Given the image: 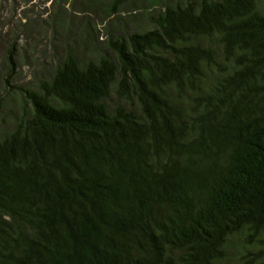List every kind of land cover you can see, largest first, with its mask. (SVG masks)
I'll return each mask as SVG.
<instances>
[{"label":"trees","instance_id":"trees-1","mask_svg":"<svg viewBox=\"0 0 264 264\" xmlns=\"http://www.w3.org/2000/svg\"><path fill=\"white\" fill-rule=\"evenodd\" d=\"M146 17L31 86L3 53L0 264H264V0Z\"/></svg>","mask_w":264,"mask_h":264},{"label":"rangeland","instance_id":"rangeland-1","mask_svg":"<svg viewBox=\"0 0 264 264\" xmlns=\"http://www.w3.org/2000/svg\"><path fill=\"white\" fill-rule=\"evenodd\" d=\"M165 1L128 0L114 14L110 0H0V62L14 42L18 65L14 81L31 86L69 53L86 60L105 52L112 36L148 27L146 13ZM2 101L5 108L0 111L11 120L22 98L18 92H4L0 76ZM244 251L237 241L233 243L230 263L238 264Z\"/></svg>","mask_w":264,"mask_h":264}]
</instances>
